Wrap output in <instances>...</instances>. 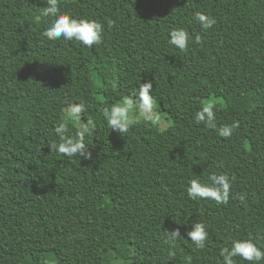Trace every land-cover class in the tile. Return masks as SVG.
Returning a JSON list of instances; mask_svg holds the SVG:
<instances>
[{"label":"trees","instance_id":"trees-1","mask_svg":"<svg viewBox=\"0 0 264 264\" xmlns=\"http://www.w3.org/2000/svg\"><path fill=\"white\" fill-rule=\"evenodd\" d=\"M59 3L103 23L104 42L47 41L46 0H0V264H185L189 254L217 264L231 238L264 235V0ZM195 11L217 24L203 31ZM174 27L203 44L168 46ZM145 80L172 124L140 121L121 137L101 110ZM71 93L97 120L90 161L47 147ZM206 100L216 102L218 126L240 122L230 139L194 123ZM213 172L235 175L233 196L246 202L188 199V180ZM196 220L210 233L202 251L186 240ZM174 227L185 239L170 249L161 235Z\"/></svg>","mask_w":264,"mask_h":264},{"label":"clouds","instance_id":"clouds-1","mask_svg":"<svg viewBox=\"0 0 264 264\" xmlns=\"http://www.w3.org/2000/svg\"><path fill=\"white\" fill-rule=\"evenodd\" d=\"M40 16L48 19V26L41 33L47 41L74 42L88 49L104 42L105 25L103 23L92 18H75L62 10L59 0H46ZM193 20L205 32L217 24L214 16L202 11H195ZM166 44L181 52H187L192 44L202 45L203 38L200 34L190 33L187 28L174 27L168 32ZM62 112L64 116L52 124V131L57 139L47 144L50 153H56L68 159L78 157L80 160H92V153L89 149L92 147L91 138L97 127V120L95 117L85 118L89 113L87 102L83 99L79 102L66 100ZM100 114L107 128L117 132L121 137L128 134L140 121L157 128L167 123L161 118L157 96L150 80H145L143 83L140 81L135 88L123 94L119 100L103 107ZM69 119L71 124L68 122ZM216 119L217 105L214 100L202 102L193 116L196 125L202 124L225 140L230 139L233 133L240 128L238 120H234L231 124L218 126ZM76 125L79 127L76 128ZM236 180L235 175L227 172L210 173L206 181L197 176V178L188 180L186 194L191 201H213L218 206L228 205L230 199L233 198L243 204L246 202V193L233 196L232 190ZM175 224L184 225L176 222ZM186 235V240L192 243L197 250H204L210 243L208 226L201 220L191 223V230L187 231ZM181 239L185 237L182 236L179 227L165 230L161 235V242L170 249L177 246ZM169 255H174V252L170 251ZM218 255L217 264H238L237 258L246 264H264V235L231 238L230 245L221 247ZM184 260L185 264H193V257L190 254ZM111 264H126V261L123 257L114 258Z\"/></svg>","mask_w":264,"mask_h":264},{"label":"rangeland","instance_id":"rangeland-1","mask_svg":"<svg viewBox=\"0 0 264 264\" xmlns=\"http://www.w3.org/2000/svg\"><path fill=\"white\" fill-rule=\"evenodd\" d=\"M112 89H115V85L112 86ZM66 100H75L76 102H78V96L76 94H72L71 93V94H68V95H66L64 97V101H66ZM159 111L161 112L162 120L167 121L166 124H163V125L160 126V129L161 130H166V129H168L171 126L172 122H171V120H170V118H169V116H168V114L166 112H164L162 110H159Z\"/></svg>","mask_w":264,"mask_h":264}]
</instances>
